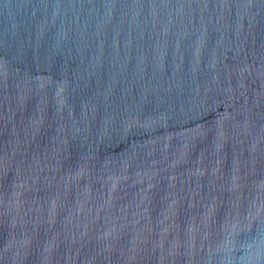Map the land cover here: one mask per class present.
Returning <instances> with one entry per match:
<instances>
[{
  "label": "water",
  "instance_id": "water-1",
  "mask_svg": "<svg viewBox=\"0 0 264 264\" xmlns=\"http://www.w3.org/2000/svg\"><path fill=\"white\" fill-rule=\"evenodd\" d=\"M0 264H264V0H0Z\"/></svg>",
  "mask_w": 264,
  "mask_h": 264
}]
</instances>
